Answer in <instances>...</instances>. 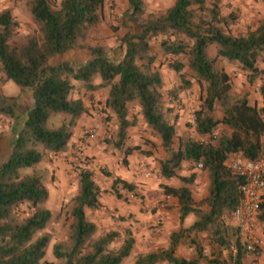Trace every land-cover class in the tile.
I'll list each match as a JSON object with an SVG mask.
<instances>
[{
	"label": "trees",
	"instance_id": "16d2710c",
	"mask_svg": "<svg viewBox=\"0 0 264 264\" xmlns=\"http://www.w3.org/2000/svg\"><path fill=\"white\" fill-rule=\"evenodd\" d=\"M104 1L60 0L54 8L48 0H28L37 31L19 44L10 42L18 21L9 8L0 9V80H10L20 91L30 92V104L21 124L17 123L18 96L0 94V115L12 119L8 152L0 162V264H121L134 247L129 228L121 233L110 229L96 234L97 226L87 218L86 210L99 205L100 188L92 171L80 167L76 191L70 199L66 237L50 247L55 261L44 258L50 238L43 230L51 212L44 206L48 193L42 177L31 170L41 161L44 151L66 150L76 119L86 111L79 98H70L72 81H78L85 90L107 88L104 106L115 121L110 143L123 157L140 150L138 145L126 144L128 130L135 124L134 116L128 115V105L134 102L143 124L157 136L164 153L158 161L159 175L176 178L180 183L160 185L163 195L176 198L178 228L168 233L164 247L136 253L131 264L260 261L257 253L244 250L230 218L240 198L242 178L231 174L225 162L230 153H240L247 159L259 155L264 116L246 94L232 93L229 75L216 66V60L237 63L249 81L254 76H264V16L254 28L232 33L230 27L236 16L231 12L223 14L220 0H173L156 13H146L143 0H126L119 19L125 30L117 41L122 52L114 59L109 54L111 47L80 43L87 30L99 21ZM152 40L178 74L179 83L165 92L162 76L153 65L156 55ZM210 45H214L212 56L208 54ZM77 48L87 51L86 59L51 62ZM178 56H183L185 62ZM183 66L189 74L182 72ZM190 78L203 86L202 92L193 111V123L187 119L188 128L178 135L174 106L181 103L180 93L182 98L186 91L189 93ZM257 94L260 101L264 100V83ZM55 115L64 118L56 126L48 125ZM218 125L221 130L214 133ZM183 164L188 165L186 175L179 173ZM20 169L30 172L22 173ZM198 169L205 172L207 179L200 206L195 204L190 188ZM109 175L113 191L118 184L127 191L133 189L131 183ZM21 205L28 211L19 216L17 209ZM188 214L195 219L184 227L182 222ZM258 220L264 225V193ZM197 233L206 234L211 247L208 252ZM115 239H120L119 245L109 247ZM184 240L193 249L192 257L176 254L177 245Z\"/></svg>",
	"mask_w": 264,
	"mask_h": 264
},
{
	"label": "rangeland",
	"instance_id": "374dc122",
	"mask_svg": "<svg viewBox=\"0 0 264 264\" xmlns=\"http://www.w3.org/2000/svg\"><path fill=\"white\" fill-rule=\"evenodd\" d=\"M48 1L54 8L58 7L60 2V0ZM27 2L28 0H0V9L9 8L12 16L18 21V27L10 40L11 43L19 44L27 36L37 31L28 11ZM143 2L146 13H156L170 6L173 0H143ZM219 4L223 14L231 12L236 16L234 24L230 27L232 33H241L246 28H254L258 20L264 16L263 0H220ZM125 7L126 0H105L99 21L87 30L80 43L111 47L112 50L109 53L111 58H118L122 50L117 47V41L125 30L119 19ZM260 15L263 16L259 17ZM156 44L152 40L151 48L156 55L153 65L162 76L163 91L165 92L177 85L179 78L178 74L169 67L167 56L160 53ZM208 54L209 56L214 54V45L208 47ZM75 57L84 60L87 58V51L84 48H77L65 55L57 56L51 62ZM178 60L185 62L183 56H178ZM222 64L233 66L231 71L233 75L230 73L229 79L234 95L246 94L252 97V94H257L258 87L264 83V76L257 75L249 81L246 78V73L237 63L227 62L224 58H217L216 66L223 69ZM257 64L261 65L259 62ZM182 72L189 74L185 66H183ZM236 73L237 75H235ZM236 76L241 78L237 85L233 82ZM72 83L70 98H79L86 111L76 119L66 150L59 153L44 151L41 161L34 165L31 170L39 173L42 177L48 193L44 206L51 212V218L43 230L50 238L44 258L55 261L51 255L50 247L53 242L63 240L66 237L70 199L76 191V172L78 168L86 167L92 171L93 179L100 188L99 205L94 209L86 210V216L96 224V234L110 229L118 230L120 233L124 228L131 230L135 244L130 255L121 262V264H131L136 253L164 247L167 243V232L178 228L177 210L173 209V205L161 200L163 195L160 188L162 183L159 182L161 176L158 173V161L163 158L164 153L159 147L157 136L151 134L145 127L138 114L137 106L132 102L128 105V115L134 116L135 124L128 130L126 144H138L140 150L133 151L123 157L110 143L113 139L115 121L104 106L107 88L85 90L78 81H72ZM191 85L192 87L188 90L190 94L185 92V95L188 93L190 96L189 100H184L185 98H182L180 93L181 103L178 106L177 102L174 106V111L178 114L177 121L180 119V128L177 129L176 126L178 135L188 128L185 124L188 114L197 108L198 98L202 92L203 86H200L194 79H191ZM245 85H247V89ZM0 94L18 96L19 116L17 123L21 124L24 111L30 104V92L27 89L20 91L10 80H0ZM164 99L166 100L167 97L164 96ZM187 102H190L189 107ZM215 114L218 115L219 113L216 112ZM63 118V115H55L50 118L48 125L56 126ZM11 122V118L0 115V162L5 159L8 152ZM94 123L97 126H94ZM220 130L221 126L218 125L214 133ZM90 135L94 136L91 142L89 141ZM204 138L207 139V137ZM88 147H91L92 152L90 153L93 154L87 152ZM187 168L188 165L183 164L179 173L185 172L187 174ZM20 172L28 173L30 170L20 169ZM106 173L108 175H105ZM196 173H198L197 179L192 182L190 188L195 204L200 206L203 197L206 195L207 179L203 170L198 169ZM109 174L131 183L133 189L127 191L118 184L115 187L116 192L113 191L110 187L112 176ZM167 180L178 181L176 178H168ZM157 203L160 204V208L164 207L165 213L157 211ZM27 211L25 205H21L17 209L19 216L24 215ZM164 222L166 228L163 232L159 227L163 226ZM144 231L148 232L145 234ZM144 235H146L145 238ZM196 236L204 246L205 251L208 252L211 247L207 242L206 234L197 233ZM119 242L120 239H115L109 247H116ZM186 244L185 240L181 241L177 245L176 254L189 258L193 256V249ZM257 264H264V260L260 259Z\"/></svg>",
	"mask_w": 264,
	"mask_h": 264
},
{
	"label": "built area",
	"instance_id": "2783aa9c",
	"mask_svg": "<svg viewBox=\"0 0 264 264\" xmlns=\"http://www.w3.org/2000/svg\"><path fill=\"white\" fill-rule=\"evenodd\" d=\"M187 94V93H186ZM189 100V95H185ZM188 107L190 106V102ZM264 116V100L259 103ZM193 112L188 114V120L192 124ZM228 171L242 178L239 185L240 198L233 208L230 218L237 228L246 252L257 253L259 259L264 260V225L258 220L259 202L264 193V140L261 151L255 159H247L240 153H230L226 158ZM198 167L200 164L197 165ZM165 195L164 199H169ZM249 264H257L251 261Z\"/></svg>",
	"mask_w": 264,
	"mask_h": 264
},
{
	"label": "crops",
	"instance_id": "0c3cea01",
	"mask_svg": "<svg viewBox=\"0 0 264 264\" xmlns=\"http://www.w3.org/2000/svg\"><path fill=\"white\" fill-rule=\"evenodd\" d=\"M261 16H263V15H260L259 17H261ZM223 63V62H222ZM222 66H223V69H224V71L228 74V75H230V73H231V71H232V69H233V66L230 64H227L226 66L224 65V64H222ZM231 75H233L232 73H231ZM235 75H237V73L235 74ZM241 81V78H239V76H236V77H234V79H233V82H234V84L235 85H237L239 82ZM245 88L247 89V85H245ZM251 98V99H250ZM247 99H248V101L251 103V104H257V105H259V102H260V96L258 95V94H256V93H254V94H252V97L251 96H249V95H247ZM89 121H90V119H89ZM95 124V123H94ZM176 126H177V129L178 128H180V119H179V121H177V123H176ZM93 138H94V136L93 135H90L89 136V141L91 142L92 140H93ZM138 145V144H137ZM87 152H89V154H93V153H90V152H92V149H91V147H88L87 148ZM94 152V151H93ZM196 171V170H195ZM180 174H182V175H186L185 174V172L184 173H180ZM197 174L198 173H196V177H195V179L193 180V181H196V179H197ZM160 181L159 182H161V183H165V184H169V185H172V186H178L180 183H179V181H174V180H170V181H168L167 179H165V178H163V177H161L160 179H159ZM163 195V194H162ZM164 196L165 195H163V197H161L162 199L161 200H164L165 202H167L168 204H171V205H173L174 206V210H177V206H176V198L175 197H173V196H170L169 197V199H164ZM157 205H158V208H157V211L158 212H160V211H163L164 213L166 212L165 210H164V207L162 208H160L159 207V203H157ZM160 218V217H159ZM161 218H162V216H161ZM194 216L192 215V214H188L184 219H183V222H182V226H184V227H186V226H189L193 221H194ZM165 222H164V224H163V226H160L159 227V229H161V230H163V232H164V228H166V226H165ZM145 232V234L148 232V231H144ZM170 232V231H169ZM169 232H167V233H169ZM146 237V235H144V238ZM158 264H165L164 262H161V263H158Z\"/></svg>",
	"mask_w": 264,
	"mask_h": 264
}]
</instances>
